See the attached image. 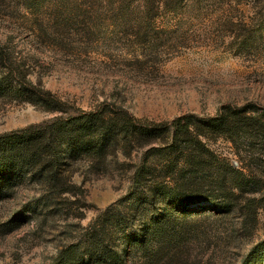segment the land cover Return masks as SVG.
Masks as SVG:
<instances>
[{
    "label": "rangeland",
    "instance_id": "rangeland-1",
    "mask_svg": "<svg viewBox=\"0 0 264 264\" xmlns=\"http://www.w3.org/2000/svg\"><path fill=\"white\" fill-rule=\"evenodd\" d=\"M36 94L166 133L121 140L112 165L85 180L76 173L81 189L57 214L33 213L41 186L6 175L0 264H49L107 214H124L125 228H110L113 246L140 233L127 240L129 264H264V140L235 142L231 120L219 118L236 108L264 120V0H0V135L58 115L37 107ZM186 114L206 134L173 159L171 132ZM228 164L246 187L225 210L213 205ZM142 165L147 173L133 179Z\"/></svg>",
    "mask_w": 264,
    "mask_h": 264
},
{
    "label": "trees",
    "instance_id": "trees-1",
    "mask_svg": "<svg viewBox=\"0 0 264 264\" xmlns=\"http://www.w3.org/2000/svg\"><path fill=\"white\" fill-rule=\"evenodd\" d=\"M33 101L37 107L57 112L58 115L40 124L0 135V181L3 182L8 174L22 172L28 176L30 182L43 189L40 197L34 199L33 213H37L36 208L41 206L48 209L49 214H57L61 209L60 205L66 206L73 202V197L77 196L78 190L81 189V183L74 181V175L78 173L85 180L98 169L112 165L118 157L116 150L121 140H127L128 143H122L127 146L143 140L158 141L166 133L159 127L142 124L136 119L130 120L128 126H118L114 116L104 115L105 112L101 110L71 112L73 110L66 105L40 94L33 96ZM219 118L225 119V122L231 120L229 138L235 142L236 138L245 136L250 146L254 147V140H264V120L258 114L231 108L227 109V112H221ZM195 120L197 122L200 119L194 114L178 118L177 127L171 132L173 140L168 152L170 158H178L179 152L190 153L185 149L190 147L191 137L206 134L204 130H196V124L195 131L190 129ZM207 121L209 124L215 123L213 118ZM177 142L181 144L178 145ZM120 152L124 153L121 148ZM145 173V166H137L133 171V179L140 181ZM227 174L232 181L229 186L224 181ZM241 176L243 177L242 171L230 164L226 173L217 175L215 192L218 193L216 195L219 196L220 202L213 205L214 207L229 210L236 203L235 199L244 193L246 187L240 180ZM149 194L154 196L153 191H149ZM138 201L132 200L133 209H138ZM118 215L116 220H111L107 214L104 219H96L85 228L86 232H77L79 238H74L69 244L60 247L49 264H54L57 260L59 264H129L127 240H138L141 236L139 232L122 236V246H113L110 228H125L124 214ZM244 261L243 258L241 264H244Z\"/></svg>",
    "mask_w": 264,
    "mask_h": 264
}]
</instances>
